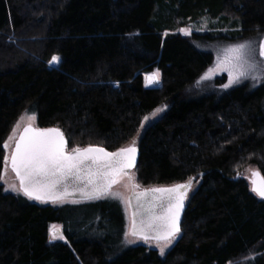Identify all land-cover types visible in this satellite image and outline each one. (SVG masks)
Segmentation results:
<instances>
[{"label": "trees", "instance_id": "1", "mask_svg": "<svg viewBox=\"0 0 264 264\" xmlns=\"http://www.w3.org/2000/svg\"><path fill=\"white\" fill-rule=\"evenodd\" d=\"M205 17L220 40L256 37L264 0H0V179L4 144L24 114L58 129L70 151L113 152L166 106L139 143L136 179L200 181L164 258L125 245L119 199L54 207L0 183V264H264V200L250 185L252 172L264 177V84L192 95L214 63L196 44L217 36L179 30ZM157 71L160 86L148 87ZM52 225L65 241L51 239Z\"/></svg>", "mask_w": 264, "mask_h": 264}, {"label": "snow or ice", "instance_id": "2", "mask_svg": "<svg viewBox=\"0 0 264 264\" xmlns=\"http://www.w3.org/2000/svg\"><path fill=\"white\" fill-rule=\"evenodd\" d=\"M182 31L185 35L189 34L187 30ZM247 47L240 44L227 50L229 55L226 57V64L230 80L225 87L238 82L246 75L247 67H251L244 59ZM259 55L264 57V43L260 45ZM51 63H59V57H53ZM158 77L157 72L147 79L158 83ZM209 78L210 74L205 75L203 79ZM65 144L63 134L57 129L34 130L31 126L26 127L16 141L11 157L4 156L5 172L10 164L19 180V188L23 195L42 203L49 200L56 202L76 192L88 199L107 195L123 199L119 193H112L110 190L113 184L117 183V178L125 175V170L134 166L137 151L135 140L132 146L116 152L89 146L84 149L74 148L70 153H66ZM4 147L7 149L8 145L5 144ZM253 176L258 177L259 173L254 172ZM252 185L251 191L264 199V177L253 180ZM190 188L191 180L187 184L172 188L154 189L153 191L164 194L160 207L166 208L165 214L157 216L153 207L149 205L145 209L148 218L141 219L139 224L134 218L130 235L145 242L149 239L164 241L167 247L180 232V213ZM137 199H140L139 195ZM139 206L144 207L142 204ZM50 235L53 239H64L62 231L56 226L50 229ZM160 252L161 255L164 254V247Z\"/></svg>", "mask_w": 264, "mask_h": 264}, {"label": "rangeland", "instance_id": "3", "mask_svg": "<svg viewBox=\"0 0 264 264\" xmlns=\"http://www.w3.org/2000/svg\"><path fill=\"white\" fill-rule=\"evenodd\" d=\"M221 28L218 27L217 21L215 20H211L207 17L202 18L200 21H196V22H191L189 23L188 26L183 27L179 30L180 34H182L185 37H190L193 34H211L214 36H217L213 42L211 43H207V42H202V43H197L196 46L198 48H200L201 50L210 52L213 55V59H214V63L212 64V66L206 70V72L203 74V76L197 81L196 87L194 92L192 93V95H204V93H214V94H221L225 91H227L228 89L234 88L236 86L242 85V84H246L250 89H255L259 86H261L262 84H264V57H261L259 55L260 52V45L261 43H263L264 41V33H260V35L258 36H254L248 39H237V41H230V40H220L218 39V34H219V30ZM182 30H187L188 31V35H185L184 32ZM224 33V32H223ZM240 44H245L248 47L245 49V54H244V59L247 61L248 65H251V67H247L246 69V75L242 78H240V80L238 82H234L231 84V86L229 87H225V85L229 84V80H230V75H229V68L226 64V57L229 55L228 53V49L233 48L237 45ZM56 65L51 63V66ZM158 72V71H157ZM154 72L152 74H149L146 76V85L148 87H152V88H157L158 86H160V73H159V77H158V83L157 86L151 84V80L147 79L148 77L154 75ZM210 74V78L209 79H203L205 77V75H209ZM255 77V78H254ZM224 78L225 83L217 86L214 84L216 79H222ZM190 93V94H191ZM168 108L166 106H161L158 107V110H155L154 112H152L151 114L147 115V119H144L136 137L133 139L135 140V147L137 148L140 144V141L142 140V138L144 137V135L146 134L147 129L153 125L154 123H156L159 118L165 114L167 112ZM14 129L12 130V132L10 133V135L8 136V140L6 141L5 144L8 145L7 149H5V155H8L9 158L11 157V154L13 152V148L16 144V141L18 140L20 134L24 131V129L26 127L32 126L36 129H38V125H37V117L34 115H22L19 120L17 121V123L14 125ZM132 141H130L128 143V145L126 147L132 146ZM4 144V145H5ZM10 165V164H9ZM8 165L7 170L5 172V166H3L2 169V176L0 179V183L4 186V191L5 193L8 194H13V195H23V193L20 191L19 188V180L16 178L14 172H12V170L10 169V166ZM252 170V169H251ZM254 171V170H252ZM247 175L248 172H246ZM251 176V175H250ZM131 177V179L129 178ZM189 182V181H188ZM188 182H185V184H187ZM200 185V181L199 180H191V188L187 193V197H186V203L188 204V202L190 201L189 199L196 193L198 187ZM13 186H15V189H13ZM150 187H158V186H150ZM150 187H143L141 184L138 183L137 179H136V173L135 172H131L129 174H125L122 175L120 177L117 178V183L113 184L112 188H111V192L112 193H119L120 197H122L123 199H119L121 201V203H123L124 205V211L125 214L127 216V232L125 235V245L126 246H145L151 250H156L159 252L160 256L162 258H164V256L169 252V250H171L172 248H174L176 242L180 239L181 237V233L179 232L177 234V236L175 237V239H173L171 241L170 244L167 245V247H165V242L164 241H159L157 242L156 240H148L147 242H145L142 239H138L136 237H133L132 235H130V231H131V214H130V205L128 202V198L137 193L139 190L141 189H149ZM104 197V198H103ZM101 197L102 199H112V200H116L117 198H113L110 195L107 196H103ZM31 200V199H29ZM33 203L36 202L38 204H49V203H40L38 201L35 200H31ZM72 200L66 201V200H61V201H57L56 203H52L49 205H53L54 207H58L61 206L63 204H69L71 203ZM53 226H56L57 228H59L62 231L63 234V230L60 227V225H52L50 227V229H53ZM51 239L52 236L50 235ZM64 237V235H63ZM53 240H62L65 241V239H53ZM164 247V254L161 255L160 249Z\"/></svg>", "mask_w": 264, "mask_h": 264}, {"label": "water", "instance_id": "4", "mask_svg": "<svg viewBox=\"0 0 264 264\" xmlns=\"http://www.w3.org/2000/svg\"><path fill=\"white\" fill-rule=\"evenodd\" d=\"M264 43V41H263ZM32 127V126H31ZM34 130H48V129H36L34 127H32ZM56 129V128H54ZM58 130V129H57ZM23 132L20 134L22 135ZM65 139V138H64ZM66 141V140H65ZM92 147H97V146H92ZM15 148V146H14ZM13 148V149H14ZM103 148V147H102ZM127 148V147H125ZM84 149V148H83ZM105 149V148H104ZM106 150V149H105ZM136 159H135V164L132 168L130 169H126V174H129L131 172H135V170L137 169V163H138V159H139V155H138V147L136 148ZM65 151L66 153H70L71 151L68 149L67 147V143L65 144ZM108 151V150H106ZM118 151V150H117ZM109 152V151H108ZM113 152H116V151H113ZM10 166V165H9ZM10 169H11V166H10ZM12 170V169H11ZM13 172V171H12ZM255 173H259L258 171H254ZM251 173V178H250V185H251V188H252V181L253 180H256V179H259L262 176L261 173H259V176H253V173ZM15 174V173H14ZM200 177H204V174H200L199 175ZM176 185H180V184H175L173 186H158V187H150V189H141L139 190L137 193L131 195L129 198H128V202H129V205H130V214H131V225H132V222H133V219L135 218L136 222L139 224V222L141 221V219H147L148 216H147V213L145 211V209L151 205L154 209V212L157 216H160V215H164L165 212H166V208H161L160 207V204L162 202L161 198L164 196V194L160 193V192H155L153 191L154 189H166V188H172ZM254 193V192H253ZM255 194V193H254ZM139 195L140 199L138 200L137 199V196ZM257 197H259L258 195H256ZM103 197V196H101ZM101 197L99 198H94V199H88V198H85L83 196L80 195L79 192H76L75 194L73 195H69V196H65L62 200H66V201H69V200H72V201H92V200H95V199H100ZM260 198V197H259ZM261 199V198H260ZM264 200V199H262ZM35 201H38V200H35ZM58 201H61V200H58ZM40 202V201H38ZM57 202V201H56ZM56 202H52L51 200H49L47 203L49 204H52V203H56ZM42 203V202H40ZM186 200H184V206H183V209L180 213V219L183 215V212H184V209L186 207ZM46 204V203H45ZM143 205L144 207H140L139 205ZM180 219H179V222H180ZM180 225V223H179ZM132 227V226H131ZM149 240H155V239H149Z\"/></svg>", "mask_w": 264, "mask_h": 264}, {"label": "bare ground", "instance_id": "5", "mask_svg": "<svg viewBox=\"0 0 264 264\" xmlns=\"http://www.w3.org/2000/svg\"><path fill=\"white\" fill-rule=\"evenodd\" d=\"M151 84H153V85L157 86V83H153V82H152ZM149 189H150V188H149ZM103 198H104V197H103Z\"/></svg>", "mask_w": 264, "mask_h": 264}]
</instances>
